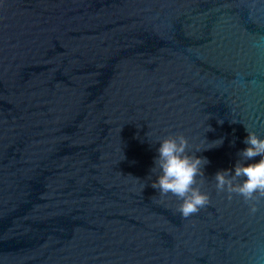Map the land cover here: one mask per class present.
<instances>
[{
    "label": "water",
    "instance_id": "water-1",
    "mask_svg": "<svg viewBox=\"0 0 264 264\" xmlns=\"http://www.w3.org/2000/svg\"><path fill=\"white\" fill-rule=\"evenodd\" d=\"M245 128L264 139V0H0V264H264V198L215 180L260 159ZM178 134L223 141L187 218L151 186Z\"/></svg>",
    "mask_w": 264,
    "mask_h": 264
},
{
    "label": "clouds",
    "instance_id": "clouds-1",
    "mask_svg": "<svg viewBox=\"0 0 264 264\" xmlns=\"http://www.w3.org/2000/svg\"><path fill=\"white\" fill-rule=\"evenodd\" d=\"M220 123H223L221 121ZM246 129V128H245ZM211 130V129H209ZM248 135L244 143L247 147L241 156L245 160L260 157L258 162L240 164L233 169H226L216 173V187L229 193L241 195L250 204L251 213L258 211L257 205L264 198V139L255 132L246 129ZM217 141L207 147L196 146L193 150L189 140L182 134L172 135L163 139L157 149L158 155L154 160L152 173H158L157 180L151 185L162 194L172 193L183 200L179 208L180 214L187 218L200 211L209 203V197L200 191L197 184L198 178L205 175V166L210 162L206 157L196 153L210 150L222 144ZM243 178V183L234 184L237 178Z\"/></svg>",
    "mask_w": 264,
    "mask_h": 264
}]
</instances>
